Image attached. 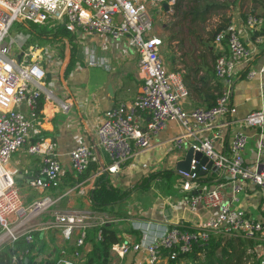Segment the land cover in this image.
I'll list each match as a JSON object with an SVG mask.
<instances>
[{"label":"built area","instance_id":"2783aa9c","mask_svg":"<svg viewBox=\"0 0 264 264\" xmlns=\"http://www.w3.org/2000/svg\"><path fill=\"white\" fill-rule=\"evenodd\" d=\"M152 3L158 6L165 4L163 11L170 15L176 0H0V244L4 240L13 243L20 237L28 244L33 241V229L27 225L57 203L58 197L43 192L58 189L63 173L56 142L40 137L32 143L28 141L31 121L20 107L26 105L30 116L36 117L35 109L43 92L46 71L36 58L40 48L36 44H27L29 35L20 33V38L15 36L8 42L5 40L12 25L22 22L63 27L72 35L99 34L113 39L127 37L128 45L137 53L136 65L141 79L138 92L131 101L119 103L104 112L95 130L94 145L80 143L69 152V166L74 173L83 174L98 161L95 153L97 146L107 156L108 163L97 169L94 176L117 174L136 151L147 149L152 138L168 123H173L178 133L169 140L170 150H179L186 143L193 152L205 157L202 163L191 158L187 171L176 170L181 180L180 189L185 193L182 204L189 212H195L199 206L213 212L196 226L173 223L151 233L152 224L147 221L134 225L129 218L107 217L94 211H55L51 224L60 228L62 237L71 240L74 232L78 236L71 253L62 248L54 264H82L80 260L86 252L83 253L80 247L84 244L86 229L96 226V240L99 241L102 239V226L124 220L131 221L133 230L138 232L137 239L125 238L113 244L110 251L120 259L130 250L138 252L141 255L140 264H160L165 259V253L173 259L194 244H204L210 235L252 238L260 233L261 222L246 217L231 203L237 200L236 193L245 184L264 193V169L250 167L244 161L246 134L241 130L234 131L225 152L214 147V136L196 134L198 129H209L219 119L228 118L227 123L232 122L235 107L230 103L229 96L234 68L240 61L249 60L254 49L243 43L231 23L216 32L213 41L217 44L223 42L225 52L218 54L212 64V72L219 83L214 103L209 107L184 108L182 103L187 89L181 73L163 66L159 55L162 41L149 33L152 19L146 7ZM262 21L251 11L244 14V25L251 31H258ZM254 41L259 44L262 37L257 36ZM98 64L95 56H88L89 66ZM244 77L257 81L260 105L246 113L241 121L256 129L259 153L264 134V59L256 67L246 68ZM68 106L64 105L65 108ZM145 116L146 121L143 120ZM23 146H26L27 153L40 156L38 171L28 185L41 194L29 205L20 195L15 180L16 171L6 167L11 156ZM206 164L230 184V201L223 199L217 186L198 189L196 180L200 173L207 170ZM86 181L74 184L65 195L75 192L85 194L83 184ZM30 254L27 248L18 251L11 263H22ZM261 260L260 264H264V255Z\"/></svg>","mask_w":264,"mask_h":264},{"label":"crops","instance_id":"0c3cea01","mask_svg":"<svg viewBox=\"0 0 264 264\" xmlns=\"http://www.w3.org/2000/svg\"><path fill=\"white\" fill-rule=\"evenodd\" d=\"M206 1L220 2L226 4V7L208 13L203 20H200L199 15L194 16L189 13L192 11L191 8L199 9ZM177 2L172 15L164 13L163 6L153 3L147 4L146 8L149 16L152 15L154 20L160 23H156L149 33L158 37L165 35L167 40V53H171V56L165 57V68L180 71L183 78V84L187 89V96L182 103L184 108L205 107L212 104L215 95L214 87L216 82L218 83L212 72L213 60L218 54L225 52L224 43H215L210 35L216 25L233 24L243 43L254 49L249 60L240 61L234 68L229 96L230 103L235 107L232 122L227 123L228 118L219 119L209 129L200 131L198 129L196 134L204 137L214 136V147L218 151L225 152L232 133L236 130L243 131L247 136L244 150L245 163L259 170L264 169V134L262 135L263 147L257 153V131L254 127L246 126L241 121L246 113L257 109L260 105L257 81L256 79H246L244 72L248 67H256L264 59V6H251L249 0H243L247 9L244 6L239 8L238 4L226 3L225 0H187L186 4H183L185 0ZM248 11L262 18L263 21L258 31H251L245 27L244 14ZM73 36V39L67 40L70 48L69 54L71 47L75 45L76 60L67 75L62 72L65 43L58 40L63 42L62 53H59V44L55 45L45 41L46 45H41L38 40H32L33 45L35 42L38 47L47 48L45 61L41 64L46 74L49 73V78L45 76L43 81V104L36 117L30 116L29 108L26 105L20 107L31 121L28 141L32 143L40 137L46 141L56 142L58 160L63 169L59 188L43 192V194H52L58 197L54 207L46 211H51L50 219L39 223L41 214L27 225L28 228L33 229L34 247L30 251V256L35 255L36 260H40L44 264H54L60 257L62 248H66V251L71 253L78 236L74 232L71 240H65L62 237L60 228L51 224L55 211L70 212L79 209L94 211L101 215L109 214L107 211L96 210L93 207V201L90 199H92L91 193L96 189L108 190L120 197L112 206L107 207L112 214H116L114 216L129 218L133 220L134 225L150 222L152 224L151 233L157 232L164 225L169 226L173 223L193 227L213 213L200 206L195 212H189L182 204V197L185 193L180 189L181 180L176 174V170H184V167L178 164L183 160L189 148L185 143L179 150H170L169 140L178 133V128L173 123H168L154 136L147 149L136 151L133 157L122 165L117 174L104 173L94 176L97 169L108 163L105 153L96 146L95 153L98 161L93 163V170H91V165L87 170H91L89 174L75 181L79 176L69 166V152L80 143L95 144V130L101 122L104 112L119 103L131 101L138 92L141 79L136 65L138 56L128 45L127 37L113 39L99 34H73ZM257 36L262 37L259 44L254 41ZM11 38L13 39V37ZM78 47H81L79 53L77 52ZM89 55L95 56L99 64L89 66ZM47 96L48 99L45 98ZM66 104L69 105L67 108L64 107ZM143 120L146 121V116ZM39 164L40 156L27 153L26 146H23L11 156L6 165L9 170L16 171L15 180L25 204V196L22 193H25L26 190L34 194V197L27 202L29 204L38 199L41 194L28 185V182L36 175ZM206 165L207 170L200 173L196 180L198 189L217 186L223 194V199L230 201V184L218 175L216 170L209 168L208 164ZM85 180H87L83 184L85 194L75 192L65 195V192L74 184L82 183ZM152 183H158L161 186L162 196L151 199L150 202H142L141 209L139 206L131 204V210L127 206L129 210L125 211L123 207L126 204L118 203L121 200L125 201L129 195H133V191L136 189L144 190L152 187ZM236 198L235 202H231L232 206L240 209L246 217L261 222L259 241L264 245V193L254 186L245 184L236 193ZM135 221L138 223L135 224ZM133 224L131 221L124 220L106 226H112L117 230L120 240L129 238L134 241L137 239L138 232L133 230ZM95 227L92 225L86 229V238L80 247L83 253L86 252L85 255L92 249L93 242L97 241V228ZM59 237H61V242ZM55 239L56 243H59L56 246L53 245ZM85 255L80 260L82 264ZM109 255L111 256L109 263L115 262L116 259L120 260V264H123L122 260L126 257L120 259L114 256L111 251H109ZM140 258V253H135L133 264H140Z\"/></svg>","mask_w":264,"mask_h":264},{"label":"trees","instance_id":"16d2710c","mask_svg":"<svg viewBox=\"0 0 264 264\" xmlns=\"http://www.w3.org/2000/svg\"><path fill=\"white\" fill-rule=\"evenodd\" d=\"M178 0H176L174 7ZM180 1V0H179ZM194 1V0H189ZM251 6L260 5L264 6V0H249ZM226 4L216 2V1H206L199 8H191L192 11L189 13L192 15H199L200 20H203L204 16L208 13L220 9H224ZM174 14V12H173ZM226 24H218L211 31V37L216 32L223 29ZM67 30L62 27H49L46 25H37L33 28V34L31 40L41 39L42 41H46L48 43L54 44L51 39V36H64L68 40L73 39V35L69 36L67 34ZM34 37V38H33ZM37 38V39H36ZM59 44V53H62L63 50V42H58ZM76 60V49L75 45L71 47V53L69 61L64 69V75H67ZM215 78V77H214ZM217 80V79H216ZM183 81V78H182ZM186 88V87H185ZM219 89V84L216 82L214 87L215 95L212 101L216 98L217 92ZM43 104L42 95L39 96L36 105V113L41 109ZM208 104L209 107L212 105ZM91 170H93L94 164H91ZM86 171L83 174L78 175L75 181L80 180L87 176L89 172ZM93 207L96 210L107 211L112 213L107 209L108 206H112V204L120 199V197L108 190L96 189L91 193ZM116 215V214H115ZM118 215V214H117ZM102 239L94 241L92 244V249L87 252L85 258L83 260V264H108L111 261V256L109 255L110 248L113 244L119 243L120 236L118 235L117 230H115L112 226H102L101 228ZM260 234H256L252 238H244L239 235H229L223 236L220 234L210 235L208 240L204 244H194L192 247L185 253H178L174 256L173 259H169L167 254L165 253V259L160 264H260L262 256L264 255V245L259 241ZM34 247V241L31 243H26L23 237L18 238L13 243H6L0 247V264H12V257L17 254L18 251H22L24 249L32 250ZM26 261L17 264H44L40 260H36L35 255L26 256ZM49 264V263H47Z\"/></svg>","mask_w":264,"mask_h":264},{"label":"rangeland","instance_id":"374dc122","mask_svg":"<svg viewBox=\"0 0 264 264\" xmlns=\"http://www.w3.org/2000/svg\"><path fill=\"white\" fill-rule=\"evenodd\" d=\"M226 3H233V5H236L238 4V7H242L244 6V3H243V0H225ZM187 3V0H185V2L183 4H186ZM245 9H247L248 7H245ZM174 12V11H173ZM151 15V14H150ZM172 15V14H171ZM152 17V15L150 16ZM25 23L28 24V27H30L32 29V31L28 30ZM157 22L154 20V18L152 17V24H151V30L153 28V26L156 24ZM157 24H160V23H157ZM36 26V24H33L31 22H24V24L22 23H14L12 25V27L10 28L9 30V33H8V36L6 37V41L8 42L10 40L11 37L15 38V36H18V38H20L21 36L19 35L20 33L22 35H26L28 34L29 35V40L27 41V44H33L32 43V34H33V28ZM59 27V26H57ZM63 29V27H62ZM150 32V31H149ZM67 34L70 36H72V33L70 32H67ZM34 38V37H33ZM159 38L161 39L162 41V46L160 48V51H159V55L162 59V63H163V66L165 67V57H168L170 54L167 53V40L165 38V35L164 36H160L159 35ZM37 39V38H36ZM34 40V39H33ZM39 41V43H41V45H46L45 44V41L41 42L42 40L41 39H37ZM57 42H53L55 45H58L60 43V41L56 40ZM35 44V42H34ZM51 47V46H50ZM40 48V51H38V53L36 54V58L40 61V63H43L45 61V56H46V50L47 48H44L42 46H39ZM171 56V55H170ZM178 71V70H176ZM180 72V71H179ZM142 189V188H140ZM22 193V191H21ZM162 191H161V186L158 184V183H152V187L150 188H147V189H144V190H139V189H136L133 191V195H129V197L127 199L124 200H121L119 201L118 203L122 202V203H125V207H123V209L126 211V210H131V204H135L137 205V207L139 206V209H141V206L140 204L142 202H150L151 199H156L157 197H161L162 196ZM24 196H25V201H26V204L29 205V200L32 199L34 197V194H31L30 192H28L26 190L25 193H22ZM127 206H129V208L127 209ZM50 214H51V211L49 212H45L44 214H42L39 218V223L40 222H45L47 220L50 219ZM115 214H112V213H109V214H105V216L107 217H111V216H114ZM118 215H121V214H118ZM44 216V217H43ZM123 227H126V225H123ZM60 238V242H61V237ZM7 243V240H4V242L2 244H0V247L3 246L4 244ZM56 244H59V243H56V239L54 240L53 242V245L56 246ZM47 251V249H46ZM135 253H138V252H134L133 250H130L125 256V258L122 260L123 264H133L134 263V257H135ZM120 260H116L115 259V262L116 264H120L119 263Z\"/></svg>","mask_w":264,"mask_h":264},{"label":"water","instance_id":"95a60500","mask_svg":"<svg viewBox=\"0 0 264 264\" xmlns=\"http://www.w3.org/2000/svg\"><path fill=\"white\" fill-rule=\"evenodd\" d=\"M164 9H165V4L163 5ZM22 24H24V22H22ZM26 27L28 30L32 31V29L30 27H28V24H26ZM51 39H54V40H61L65 43V55H64V62H63V65H62V72H64V69L69 61V58H70V54H69V44H68V40L66 37H62V36H53ZM81 51V47H78L77 48V52L79 53ZM20 56V55H19ZM78 56V55H77ZM80 56V55H79ZM46 78H49V73L46 74ZM110 92V91H109ZM193 158L195 160H199V162H204L205 161V157L204 156H201L199 152H193L191 149H189L183 160H181L179 162L178 165H180L181 167H184V171H187L188 170V165H189V161L190 159ZM178 170H181V169H178Z\"/></svg>","mask_w":264,"mask_h":264}]
</instances>
